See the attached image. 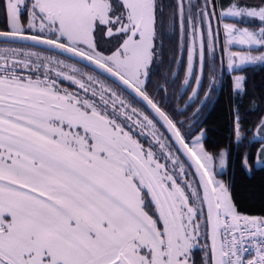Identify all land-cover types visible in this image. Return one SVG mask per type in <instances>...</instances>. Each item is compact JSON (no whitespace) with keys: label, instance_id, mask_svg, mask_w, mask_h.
I'll return each mask as SVG.
<instances>
[{"label":"snow or ice","instance_id":"snow-or-ice-1","mask_svg":"<svg viewBox=\"0 0 264 264\" xmlns=\"http://www.w3.org/2000/svg\"><path fill=\"white\" fill-rule=\"evenodd\" d=\"M220 7L217 17L214 0H0V264H264V215L242 214L217 178L227 150L184 129L167 80L149 90L165 22H178L188 101L205 69L215 80L214 19L254 23H224L225 51L264 49V0ZM256 61L264 53L229 52L227 66ZM233 119L241 141L238 110Z\"/></svg>","mask_w":264,"mask_h":264},{"label":"trees","instance_id":"trees-1","mask_svg":"<svg viewBox=\"0 0 264 264\" xmlns=\"http://www.w3.org/2000/svg\"><path fill=\"white\" fill-rule=\"evenodd\" d=\"M174 2V0H166ZM202 0H197L196 4L202 5ZM229 0H214L216 4L217 17L221 11V5H227ZM224 20L233 21L238 26L253 27L254 23L245 22L238 18H226ZM223 20V21H224ZM213 29L218 30L215 39L214 55L208 57L207 63H214L215 80L213 82L207 69L201 83V91L198 98L188 101L191 95L192 83L183 86L184 67L186 64V53L182 54L179 49L180 37L178 22L169 29L168 23L164 26V50L162 55L153 65L150 74L149 90L151 91L157 81L163 83L168 81L169 87L167 96L173 95L180 99H172V106L178 113L177 119L183 122L185 130L195 136L202 129L206 135L203 143L206 150L218 153L221 149L227 150V169L221 175L229 186L233 199L242 214L264 215V164H257L258 151L262 144V139L257 138L256 125L264 117V62L251 64L234 72H240L246 77L244 91L238 92L234 89L232 73L225 72L224 49L219 30L218 18L214 19ZM216 24V25H214ZM207 24L204 25L205 31ZM27 45V44H25ZM34 46V45H33ZM45 52L52 53V50L34 46ZM264 53V49H252ZM179 60V64L177 63ZM84 67L85 64H78ZM86 71H90L88 67ZM197 73L199 69L197 68ZM175 73L176 75H173ZM208 94L207 97L205 94ZM206 97L200 111L196 110ZM183 101V102H181ZM238 110L244 138L236 141L234 137V113ZM194 113H196L194 115ZM248 156V164L251 167L242 166L243 157ZM181 159L190 165L189 161L181 154ZM189 173H194L193 167H188ZM191 179V175L189 176ZM197 255H200L197 253Z\"/></svg>","mask_w":264,"mask_h":264},{"label":"rangeland","instance_id":"rangeland-1","mask_svg":"<svg viewBox=\"0 0 264 264\" xmlns=\"http://www.w3.org/2000/svg\"><path fill=\"white\" fill-rule=\"evenodd\" d=\"M202 1H203V2H202V5H201V6H203L204 3H205V0H202ZM186 3H187V0H186ZM192 3L196 4V3H197V0H192ZM218 21H219V24H218L219 30L221 31V33H223V35L221 34V39H222V44H223V49H224V63H225V69H226V72H230V73H232V79H233V82H234V78H235L237 75H243V74L240 73V72H234V70L239 69V68H242V67H245V66H248V65H251V64H256V63H259V62H261V61H256V62H245L244 64L240 65L239 68H234L233 71H229V70H228V66H227V65H228L229 52H232V53H238L239 55H252V56H258V55H261L262 53H261V52L254 51V50H249L247 46H242V45H239V44H231V45H228L227 47H228L229 51H225V39H226V38H225V35H224V29H223V32H222L221 29H222L224 23H235V22H233V21H228V20L221 21L220 19H218ZM237 26H238V25H237ZM238 27H240V26H238ZM243 27H246V26H243ZM0 45H2V43H0ZM29 46H31L32 49L35 50V51H40V52H42V53H44V54H52V53L45 52V51L42 50V49L36 48V47H34L33 45H29ZM61 58H63V57H61ZM236 63H237V64L240 63V62H239V57H236ZM78 66H79V65H78ZM80 67H81V66H80ZM201 131L204 132V136H203V140H204V137H205V135H206V131H205V129H202ZM201 131H200V132H201ZM200 132H198L196 135H199ZM196 135H195V136H196ZM195 136H193V138H194ZM257 138L262 139V140H263V141H262V144H264V137H262V136H260V135H257ZM202 142H203V141H202ZM262 144H261V146H262ZM257 164L259 165V164H264V163H258V162H257ZM215 168H216V172H217V178H218V179H221V180H223V181H225V182H227V180H226L224 177H222V175H221V174H222L224 171H226V169H227V162H226V166H225L223 169H221L220 166H219V161L217 160V161L215 162ZM249 169H251L250 166H249Z\"/></svg>","mask_w":264,"mask_h":264},{"label":"water","instance_id":"water-1","mask_svg":"<svg viewBox=\"0 0 264 264\" xmlns=\"http://www.w3.org/2000/svg\"><path fill=\"white\" fill-rule=\"evenodd\" d=\"M0 42H2V41H0ZM19 43H23V44H27V45H33V43L31 42V41H23V42H19ZM34 46H40V47H43V48H46V49H49L48 48V46H46V45H34ZM50 50V49H49ZM52 51H54V50H52ZM81 63H83V64H86L87 62H81ZM89 67H91V66H89ZM205 100H206V97L203 99V101L201 102V104L199 105V109L202 107V105L204 104V102H205ZM186 159H187V157H185ZM188 160V159H187ZM189 161V160H188ZM189 163L191 164V161H189ZM193 169H194V171H195V168L193 167Z\"/></svg>","mask_w":264,"mask_h":264},{"label":"flooded vegetation","instance_id":"flooded-vegetation-1","mask_svg":"<svg viewBox=\"0 0 264 264\" xmlns=\"http://www.w3.org/2000/svg\"><path fill=\"white\" fill-rule=\"evenodd\" d=\"M0 43H2V44H3V42H0ZM81 67H82V66H81ZM85 70H89V69H86V68H85ZM68 86H69V87H71V85H68Z\"/></svg>","mask_w":264,"mask_h":264},{"label":"bare ground","instance_id":"bare-ground-1","mask_svg":"<svg viewBox=\"0 0 264 264\" xmlns=\"http://www.w3.org/2000/svg\"><path fill=\"white\" fill-rule=\"evenodd\" d=\"M214 25H216V24H214ZM207 26V25H206Z\"/></svg>","mask_w":264,"mask_h":264}]
</instances>
